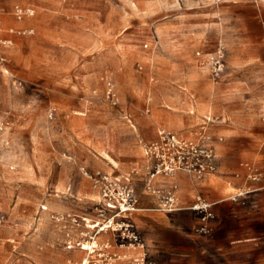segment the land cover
Masks as SVG:
<instances>
[{"label": "rangeland", "instance_id": "1", "mask_svg": "<svg viewBox=\"0 0 264 264\" xmlns=\"http://www.w3.org/2000/svg\"><path fill=\"white\" fill-rule=\"evenodd\" d=\"M235 1L0 0V34L12 41L0 43V125L4 126L0 130V264H42L48 252L69 264L60 244L61 232L51 219L52 212L62 211H44L41 206L51 198L50 183L61 172L78 180L80 166L99 168L91 161L98 157L86 142L111 126L123 135V106L135 103L144 108L149 99L153 105L162 103L163 96L184 91L192 74L198 86L211 85L209 99L222 110L224 104H239L235 92L224 88L236 75H249L248 70L234 72L227 61L223 76L215 79L198 51L193 61L173 58L168 51L171 40L162 35L157 46L154 37L155 30L160 35L161 25H166L173 29L167 37L174 41L190 33L217 38L206 51H213L219 42L228 50L238 16L251 13L250 8L236 9ZM29 9L34 14L27 19ZM142 53L149 61L139 57ZM165 62L175 69L165 68ZM108 79L115 84L118 106L106 98ZM243 79L242 95L264 94V83ZM214 118L217 123L219 118ZM65 151L74 155V162L63 159ZM251 194L228 199L236 207L224 216L217 210L221 203L215 205L207 224L191 210L148 212L143 225L137 221L147 260L264 264V210L250 199ZM15 231L19 232L16 241L11 236Z\"/></svg>", "mask_w": 264, "mask_h": 264}, {"label": "crops", "instance_id": "2", "mask_svg": "<svg viewBox=\"0 0 264 264\" xmlns=\"http://www.w3.org/2000/svg\"><path fill=\"white\" fill-rule=\"evenodd\" d=\"M263 3L264 0L263 2L261 0L235 1L236 9L242 7V9L248 10L250 8L251 13L250 15L240 13L237 30L234 32L233 42H229V49L227 50L223 44L227 51L228 66L235 68L234 72H241V69L250 72L247 76L236 75L235 79L224 88L237 95L239 104L236 107L224 104L222 110L219 104L209 99L211 85L203 83L198 86V82L194 83L193 79L196 75L193 74L191 75L192 79L187 82V87L183 89L184 91H181L180 94L176 93L175 96H163L162 103L160 101L153 105L149 99L144 108L137 107L135 103L132 104L136 107L123 106L120 111L126 122L122 128L123 135L120 133L117 135L115 127L111 126L101 136L92 138L88 142L85 141L87 147L96 153L98 158L91 161L99 168L89 169L80 166L81 172L78 180L71 173L68 175L66 172H61L50 183L51 198L42 205H46L51 211H80L90 200L96 199L98 192L91 180L84 176L82 172L84 167L91 171L101 170L117 176H126L136 169L138 173L133 175V182L142 192L148 165L144 146L157 138L159 130L165 129L186 139H194L199 132L204 131L211 134L216 141L218 154V171L216 173H210L203 179L197 180L186 172H178L173 178V181L179 185L182 203L191 204L198 194H202L208 200L215 202V205L221 203L217 210L221 216H224L228 210L236 207L232 202H229V196L235 194L239 188L248 186L252 190L250 199H255L260 208L264 210V179L261 182H249L247 185L248 183L243 178L235 177L238 172L244 174V170L241 168L243 162L254 164L258 170L264 173V123L261 120L264 116V94L259 92L246 96L240 93L245 90L243 82L246 80L243 79L244 77L247 81L264 83ZM161 26L162 33L160 35L156 30L154 32L155 43L157 46L160 45L162 41L160 39H163L162 35L165 40L170 39L168 51L171 52L173 58L187 62L193 61L195 51L199 52L202 49L204 54L198 58L204 59L205 53L209 52L206 50L215 46L214 42L217 38H206L207 36L191 35L190 33H187L185 39L174 41L173 37H167V34H174L173 29L168 30L166 25ZM218 44H222V42ZM139 57L149 61L146 53H142ZM171 62H165V68L173 70L175 66ZM154 77L155 75H152L153 80ZM191 91H195L196 96ZM214 115L219 118L217 123ZM232 115L234 119L230 118ZM75 136L77 137V134ZM219 138L223 140L219 141ZM103 151L108 152L107 154H110V157L116 162L104 159ZM223 155L227 158H224ZM63 157L69 163L75 161L74 155L68 151L63 153ZM41 181L45 182L46 179L43 178ZM155 206V199L143 194L141 201L143 210L136 214V223L139 220L143 225L142 220L147 218L144 215L157 211L154 209ZM227 219L224 217V222ZM11 236H15L12 238L16 241L19 232H12ZM66 252L69 259L77 260L81 255L79 251ZM125 252L133 254V250ZM41 261L42 264L67 263L65 260L60 263L58 257H53L49 252L44 255Z\"/></svg>", "mask_w": 264, "mask_h": 264}, {"label": "built area", "instance_id": "3", "mask_svg": "<svg viewBox=\"0 0 264 264\" xmlns=\"http://www.w3.org/2000/svg\"><path fill=\"white\" fill-rule=\"evenodd\" d=\"M20 18L25 14L21 9ZM0 8V32L3 21ZM12 42L3 40L0 43ZM197 52V56H202ZM227 53L220 44L213 51L205 53V64L212 76H223ZM106 98L114 106L120 104L115 84L111 79L106 82ZM54 112H51L53 116ZM264 123V116L261 118ZM3 124L0 130H3ZM219 138V141H222ZM148 158L147 174L143 180L142 192L134 184L135 169L126 176H117L101 170L91 171L82 168L84 176L91 180L98 192L96 199L90 200L80 211L52 212L51 219L61 232L60 244L65 251H79L77 260L70 258L69 264H151L147 260L146 246L137 229L136 214L143 210V194L155 199L154 209L165 214L184 210L200 213L202 221L207 224L213 217L215 202L198 194L191 204H184L180 198V188L173 178L178 172H186L192 178L203 179L210 173L218 171V154L215 138L200 132L194 139H186L177 133L161 129L155 140L145 144ZM244 170L235 174L246 182H261L264 173L249 162L241 163ZM250 187L239 188L229 199L251 192ZM42 209L48 210L46 205ZM2 219L0 218V225ZM17 248V246H15ZM122 250V251H120ZM123 250H133V254Z\"/></svg>", "mask_w": 264, "mask_h": 264}, {"label": "bare ground", "instance_id": "4", "mask_svg": "<svg viewBox=\"0 0 264 264\" xmlns=\"http://www.w3.org/2000/svg\"><path fill=\"white\" fill-rule=\"evenodd\" d=\"M28 12H30V17H28L27 19H29V18H32V16L31 15H33L34 14V11L32 10V9H29V10H27ZM77 113H80V112H77ZM108 153V152H107ZM105 151H103V154H104V158L105 159H109V161H112L113 163H115L116 161H114L113 160V158H111L110 157V154H107ZM116 166V165H115Z\"/></svg>", "mask_w": 264, "mask_h": 264}]
</instances>
